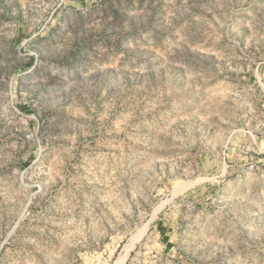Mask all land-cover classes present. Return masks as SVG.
Masks as SVG:
<instances>
[{
	"label": "rangeland",
	"instance_id": "374dc122",
	"mask_svg": "<svg viewBox=\"0 0 264 264\" xmlns=\"http://www.w3.org/2000/svg\"><path fill=\"white\" fill-rule=\"evenodd\" d=\"M132 238L264 264V0H0V264Z\"/></svg>",
	"mask_w": 264,
	"mask_h": 264
},
{
	"label": "bare ground",
	"instance_id": "6f19581e",
	"mask_svg": "<svg viewBox=\"0 0 264 264\" xmlns=\"http://www.w3.org/2000/svg\"><path fill=\"white\" fill-rule=\"evenodd\" d=\"M133 239L134 238L130 239V241L127 244L123 245L119 255L117 256L113 264H123V262L125 261L126 257L130 252V249H132L131 247H132Z\"/></svg>",
	"mask_w": 264,
	"mask_h": 264
}]
</instances>
